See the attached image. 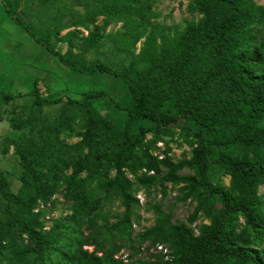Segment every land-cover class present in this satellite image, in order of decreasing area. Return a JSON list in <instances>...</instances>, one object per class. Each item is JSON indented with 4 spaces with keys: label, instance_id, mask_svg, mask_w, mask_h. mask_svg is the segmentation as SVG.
<instances>
[{
    "label": "rangeland",
    "instance_id": "374dc122",
    "mask_svg": "<svg viewBox=\"0 0 264 264\" xmlns=\"http://www.w3.org/2000/svg\"><path fill=\"white\" fill-rule=\"evenodd\" d=\"M253 1L264 5V0ZM9 3L37 36L48 38L65 58L84 65L99 60L117 71H123L130 64L145 71L149 64L147 50L156 51L158 56H176L181 46L179 34L186 21L200 16L193 9V0H152L149 11L142 8V0H9ZM4 25L2 27L7 29ZM6 32L8 35L0 36V79L5 83L2 91H30L38 76L36 68L43 63L48 77L44 83H37L41 95L50 100L62 96L59 102L46 101L40 105L34 104L33 96L28 94L15 97L7 104L0 100V120L7 119L0 121V234L9 229L15 237L14 241L9 236L4 238L0 264H16L14 251L26 241L17 236L15 220L21 207L14 198H25L32 193V178L24 167L21 153L28 154L33 168L52 181L53 175H59L55 191L45 201L37 200L34 208L41 213L43 230L48 231L55 221L63 223L71 214L72 202L64 197V176L71 172V163L87 152L84 140L87 129L93 132L97 151L102 154H110L129 137L142 139L159 158L167 151L173 160H178L191 155L197 125L186 118L158 128L150 120L131 119L123 109L129 102V94L120 78L108 74H77L31 40L21 27L14 32L8 28ZM250 32L255 33L256 44L262 47L264 54V43L260 40L264 37V20L250 28ZM24 39L31 40V44ZM19 45L24 48L21 52L16 47ZM256 63L264 66V63ZM209 65L208 52L200 54L191 66L197 73L181 86L184 96L197 99L206 115L219 109L224 88L221 74L207 77L205 72L201 73ZM153 75L155 81H160L158 70ZM99 89L108 94L95 96ZM173 97L169 96L166 103L174 101L176 96ZM68 98L78 102H70ZM155 134L158 138L153 140ZM102 165L108 169V176L102 173L91 176L86 170L79 174L88 198L97 201V207L83 215L85 222L80 229L105 248L119 246L115 257L124 261L129 255L140 262L155 259L153 254L163 255V259L170 257L167 243H162L167 249L164 253L157 250V242L143 235L160 213L172 211L173 222L185 221L196 205L200 206L191 224L197 233L199 225L209 222V213L217 211L216 195L209 193L205 186L198 185L185 197L184 183L158 180L142 183L126 171L133 182L137 203L129 224L121 223L124 214L121 198L105 190V183L114 170L106 159ZM180 173L192 174L193 170L185 167ZM208 178L216 185L229 183V176L215 163L210 164ZM258 192L264 195V185ZM83 247L92 250L94 245Z\"/></svg>",
    "mask_w": 264,
    "mask_h": 264
},
{
    "label": "trees",
    "instance_id": "16d2710c",
    "mask_svg": "<svg viewBox=\"0 0 264 264\" xmlns=\"http://www.w3.org/2000/svg\"><path fill=\"white\" fill-rule=\"evenodd\" d=\"M0 2L14 22L68 70L84 76L108 74L120 78L129 94V102L123 107L129 118L150 120L158 128L186 118L197 125L191 155L178 160H173L167 151L159 158L142 139L129 137L110 154H102L97 151L93 132L87 129L84 134L87 152L71 163V172L64 176V197L72 202L71 214L63 223L55 221L48 231L43 230L41 213L34 208L37 200L45 201L55 191L59 175H53L52 181L33 168L28 154L21 153L24 167L32 178V193L25 198H14L21 207L15 220L17 236L26 241L14 251L16 264H264V195L258 192L264 185V66L256 63H264V54L262 47L256 44L255 33L250 32V28L264 20V5L253 0H193V9L200 16L186 21L179 34L181 46L176 56H158L156 51L147 50L149 64L145 71L135 69L133 64L117 71L99 60L84 65L65 58L48 38L33 32L24 18L12 9L9 0ZM141 5L149 11L152 0H142ZM260 40L264 43V37ZM205 52L209 54L211 65L201 73L205 72L207 77L221 74L224 81L221 105L207 115L203 114L198 100L184 96L181 88L184 81L197 73L191 67L194 59ZM155 70L159 72L158 82L153 75ZM38 81L36 77L32 89L26 93L0 91L1 102L7 104L23 94L33 96L36 105L61 100L62 96L51 100L43 97ZM94 94L103 96L108 92L99 89ZM174 95V101L167 104V98ZM156 138L158 134L153 140ZM103 159L114 170L105 183V190L121 198L124 206L121 223L129 224L137 203L133 182L126 171L142 183L156 180L184 183L185 197L198 185L205 186L209 193L216 195L217 211L209 213V222L199 225L197 233L191 224L200 206L196 205L185 221L173 222L172 211L162 212L143 235L154 242L167 243L170 257L163 259V255L153 254L155 259L148 262L133 260L130 255L126 261L117 258L115 253L119 246L105 248L80 229L85 222L83 215L93 211L97 201L88 198L79 174L86 170L91 176L101 173L108 176V169L102 167ZM211 163L220 166L229 176L227 186L209 181ZM185 167L193 173H180ZM139 170L143 171L138 174ZM3 233L0 246L6 236L15 240L11 230ZM84 245L94 247L88 250Z\"/></svg>",
    "mask_w": 264,
    "mask_h": 264
},
{
    "label": "crops",
    "instance_id": "0c3cea01",
    "mask_svg": "<svg viewBox=\"0 0 264 264\" xmlns=\"http://www.w3.org/2000/svg\"><path fill=\"white\" fill-rule=\"evenodd\" d=\"M4 24H6V27H7V29L9 28V29H11L12 30V32H14L15 30H16V28L18 29V25L14 22V20L6 13V11H5V9H4V7H3V5L1 4V2H0V36L1 35H8V33L6 32V30L7 29H5L4 27H2V26H5ZM27 35V34H26ZM10 39V38H9ZM31 39V38H30ZM32 40V39H31ZM31 40L30 41H28V40H26V39H24V42L25 43H29V44H31ZM21 41H23V40H21ZM15 42L18 44L19 43V40H15ZM37 44V43H36ZM30 46L31 45H29V48H30ZM18 49H19V52H21L23 49H22V47L19 45V46H16ZM30 51H31V48L29 49ZM44 64L43 63H41L40 64V67L39 68H36V69H38L37 71H38V76H36V77H38L39 78V81H41V82H43L44 83V81H46L47 79V77H48V72H47V70L44 68ZM11 71V70H10ZM2 72V71H1ZM9 73V72H8ZM0 75H2V74H0ZM35 77V78H36ZM46 79V80H45ZM14 81V80H13ZM4 82H3V79H0V90L2 91V90H4ZM0 98H1V95H0ZM2 120H7L5 117H3L0 121H2Z\"/></svg>",
    "mask_w": 264,
    "mask_h": 264
},
{
    "label": "built area",
    "instance_id": "2783aa9c",
    "mask_svg": "<svg viewBox=\"0 0 264 264\" xmlns=\"http://www.w3.org/2000/svg\"><path fill=\"white\" fill-rule=\"evenodd\" d=\"M156 248H157L158 251H162V252H164V253L167 252L166 247H165L162 243H157V244H156Z\"/></svg>",
    "mask_w": 264,
    "mask_h": 264
}]
</instances>
